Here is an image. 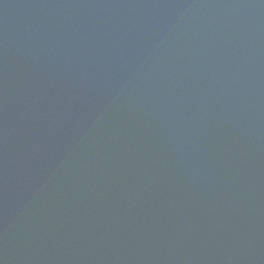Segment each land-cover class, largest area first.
I'll list each match as a JSON object with an SVG mask.
<instances>
[{
	"label": "water",
	"instance_id": "95a60500",
	"mask_svg": "<svg viewBox=\"0 0 264 264\" xmlns=\"http://www.w3.org/2000/svg\"><path fill=\"white\" fill-rule=\"evenodd\" d=\"M0 264H264V0H0Z\"/></svg>",
	"mask_w": 264,
	"mask_h": 264
}]
</instances>
